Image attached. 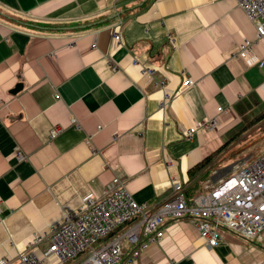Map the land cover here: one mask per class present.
Wrapping results in <instances>:
<instances>
[{
    "label": "crops",
    "instance_id": "crops-1",
    "mask_svg": "<svg viewBox=\"0 0 264 264\" xmlns=\"http://www.w3.org/2000/svg\"><path fill=\"white\" fill-rule=\"evenodd\" d=\"M262 58L264 40L235 0H0V261L14 262L113 176L151 210L173 181L188 200L206 192L220 179L214 165L264 111ZM185 78L193 83L175 93ZM220 232L211 247L187 219H167L130 264L264 262L263 241Z\"/></svg>",
    "mask_w": 264,
    "mask_h": 264
},
{
    "label": "built area",
    "instance_id": "built-area-1",
    "mask_svg": "<svg viewBox=\"0 0 264 264\" xmlns=\"http://www.w3.org/2000/svg\"><path fill=\"white\" fill-rule=\"evenodd\" d=\"M255 28V38L264 40V0H235ZM120 26V25H119ZM114 43L122 36L116 29ZM251 40L239 44L238 56L248 55ZM264 67V58L257 62ZM185 78L180 92L191 85ZM221 107L217 108V112ZM218 116L189 128L187 135L201 128H212ZM59 128L51 130L56 136ZM17 156L21 157L19 148ZM168 199L155 210L137 203L126 189L125 180L113 176L98 197L88 196L81 206L65 216L46 236L36 234L27 252L10 264H130L148 247L161 240L167 219H187L198 229L207 245L216 246L227 229L248 240L264 242V152L248 164L237 163L224 178L207 185V191L190 200L179 181H173ZM46 246L38 251L41 243ZM131 250L121 262L124 244ZM0 264H9L1 260ZM264 264V262L262 263Z\"/></svg>",
    "mask_w": 264,
    "mask_h": 264
},
{
    "label": "rangeland",
    "instance_id": "rangeland-1",
    "mask_svg": "<svg viewBox=\"0 0 264 264\" xmlns=\"http://www.w3.org/2000/svg\"><path fill=\"white\" fill-rule=\"evenodd\" d=\"M247 128H249V131L245 136L240 138L239 141L241 142L237 149H235L236 151L228 153L219 163L214 165V169L211 170L212 179L224 178L232 171L235 164H248L264 152V119L251 126L248 123ZM69 263L66 262L65 264Z\"/></svg>",
    "mask_w": 264,
    "mask_h": 264
},
{
    "label": "trees",
    "instance_id": "trees-1",
    "mask_svg": "<svg viewBox=\"0 0 264 264\" xmlns=\"http://www.w3.org/2000/svg\"><path fill=\"white\" fill-rule=\"evenodd\" d=\"M264 119V111L260 114H258V116H256V118L251 121L250 123V126L252 124H255L257 122H261L262 120ZM247 127H248V124H247ZM207 160H204V162H201L199 164H197L196 166H194L193 168L190 169V175L193 176L195 172H198V170H200L202 168V166L205 164Z\"/></svg>",
    "mask_w": 264,
    "mask_h": 264
}]
</instances>
